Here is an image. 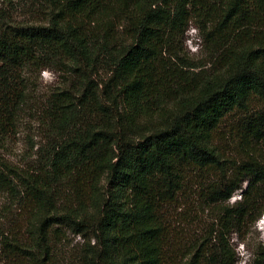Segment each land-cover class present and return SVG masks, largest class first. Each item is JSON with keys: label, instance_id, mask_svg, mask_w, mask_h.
<instances>
[{"label": "trees", "instance_id": "obj_1", "mask_svg": "<svg viewBox=\"0 0 264 264\" xmlns=\"http://www.w3.org/2000/svg\"><path fill=\"white\" fill-rule=\"evenodd\" d=\"M14 1L0 0V149L34 74L60 62L66 86L33 165L0 162L16 213L0 217V264H237L233 236L264 212V0H27L31 23ZM191 27L207 63L185 54ZM195 188L216 225L186 246L170 218Z\"/></svg>", "mask_w": 264, "mask_h": 264}, {"label": "rangeland", "instance_id": "obj_2", "mask_svg": "<svg viewBox=\"0 0 264 264\" xmlns=\"http://www.w3.org/2000/svg\"><path fill=\"white\" fill-rule=\"evenodd\" d=\"M27 0H15L17 6L15 17L19 21L34 22L36 14L30 13L29 6H26ZM201 42L193 27L185 34V42L183 48L185 54L194 59L196 62L207 63L208 54L200 46ZM64 70L61 63L54 64L52 70L46 69L39 74L32 76L33 92L32 103L30 106H24L18 117V125L15 131L9 136L5 148L0 149V162L10 169L20 172L28 169L33 165L35 160V150L37 146L44 145L47 138V129L41 123V111L48 103L54 93L65 88ZM108 75L104 71H100L95 75L93 80L100 84L108 79ZM83 114V113H82ZM84 126V123L82 124ZM35 149L33 151V147ZM246 188V185H244ZM195 188L192 193L187 194L181 199V208L178 214L172 211L170 223L176 230L177 234L183 238L182 245L188 246L191 242L200 244L208 238L209 233L216 221L213 220L214 215L211 210L204 207V202L197 195ZM241 200V191L236 192L229 200V204L233 205ZM15 208L12 205V199L7 195L0 196V217H15ZM264 218V212L261 218L250 229L251 233L245 237V244H242L238 237L233 236V245L237 253V264H256L258 258V248L264 246V230H262L261 221ZM250 228V227H249ZM179 232V233H178ZM68 241L72 244L82 242L81 238L68 233ZM181 256V255H180Z\"/></svg>", "mask_w": 264, "mask_h": 264}, {"label": "bare ground", "instance_id": "obj_3", "mask_svg": "<svg viewBox=\"0 0 264 264\" xmlns=\"http://www.w3.org/2000/svg\"><path fill=\"white\" fill-rule=\"evenodd\" d=\"M262 228V230H264V218H263V220L261 221V224H259Z\"/></svg>", "mask_w": 264, "mask_h": 264}]
</instances>
